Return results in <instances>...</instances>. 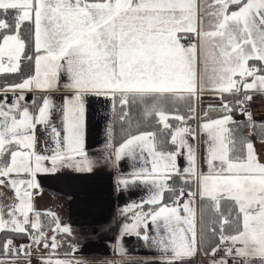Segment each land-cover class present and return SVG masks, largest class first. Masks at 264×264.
Wrapping results in <instances>:
<instances>
[{
    "label": "crops",
    "instance_id": "1",
    "mask_svg": "<svg viewBox=\"0 0 264 264\" xmlns=\"http://www.w3.org/2000/svg\"><path fill=\"white\" fill-rule=\"evenodd\" d=\"M0 8L32 21L36 52L33 75L0 91V155L22 146L29 174L14 193L0 183V264H264V132H256L264 0H0ZM26 47L18 32L0 41V74L19 69ZM35 94L45 97L36 118ZM119 94L162 105L165 126L183 120L167 152L150 131L117 142ZM252 94L261 98L254 109L238 110ZM190 104L187 121L167 113ZM235 123L248 127L237 150ZM172 174L191 185L163 205ZM218 210L222 231L212 232ZM43 215L55 221L45 234L12 239L33 257L6 256L5 234L37 231Z\"/></svg>",
    "mask_w": 264,
    "mask_h": 264
},
{
    "label": "trees",
    "instance_id": "2",
    "mask_svg": "<svg viewBox=\"0 0 264 264\" xmlns=\"http://www.w3.org/2000/svg\"><path fill=\"white\" fill-rule=\"evenodd\" d=\"M18 32L21 38L25 41L26 44V53L21 60L19 69L15 72H8L0 74V88L5 87L9 88L15 86L17 83H20L23 79L31 77L34 73V60L36 52L34 50V28L32 21H23L20 19V11L12 8H0V41L6 37L8 34ZM129 96L126 95H116L115 96V136L117 142L121 139H126L132 135H135L142 131H150L153 133L157 148L160 151L167 152L168 148L171 147V138L175 131L176 125L181 126V121L178 118H172L173 124L165 126L159 118V112H162V105L155 103L151 105L150 103H144L138 98L133 100L129 99ZM44 94H35L33 102L31 103L30 108L33 109L35 118L40 111L41 106L44 103ZM148 99V98H147ZM237 100V98H236ZM193 103V101L191 102ZM175 107L171 115L177 117L181 115L186 118L192 117L195 115V108L192 104L187 107ZM161 110V111H159ZM235 108H229V113H232ZM187 121V120H186ZM194 121V119L192 120ZM186 123V122H185ZM231 135L230 139L232 140V145L237 150V145L242 146L245 144V131L248 129L247 124L245 123H235L230 124ZM257 133L261 134L264 130L257 129ZM17 146L14 144H9L4 147L3 152L0 155V168L5 166V162L8 159V155L11 154L13 149ZM191 185V178L179 176L177 174H172L169 181V189L165 192L163 205H171L176 201V198L180 195V192L183 188L189 189ZM147 209V208H145ZM151 211L149 214L155 212L156 207L150 208ZM222 212L219 210L215 213V219L211 224L212 232L220 231L221 217ZM151 215L145 217L144 220H147ZM43 224L40 225V228L37 231L30 229L28 234H15L13 232L6 233V239H28L30 234H34V237L37 238L39 235L45 234L54 226V220L46 215L42 216ZM122 220V219H121ZM234 221V218L231 219V222ZM118 226V224L116 225ZM222 231V230H221ZM223 234V232H221ZM34 238V239H35ZM71 237H67L70 240ZM66 239V240H67ZM72 244L64 242L60 245V248H64V251L72 249Z\"/></svg>",
    "mask_w": 264,
    "mask_h": 264
},
{
    "label": "rangeland",
    "instance_id": "3",
    "mask_svg": "<svg viewBox=\"0 0 264 264\" xmlns=\"http://www.w3.org/2000/svg\"><path fill=\"white\" fill-rule=\"evenodd\" d=\"M13 66L10 67V69H12ZM8 88L2 87L0 88V91L3 90H7ZM23 95V93L21 94V96ZM24 107V108H23ZM25 105L21 106V108L19 107L18 110L19 112H21L20 109H23L22 112H24L25 110ZM22 146H17V148H15L16 153L15 156L13 157L12 161H11V165L8 167L9 169L3 173L0 174V183L1 184H5L6 186L11 188V192L14 193L15 191L13 190V188L16 186V184L19 182L18 180L22 179V178H26L29 177L28 175H25V172L23 173V170H25L26 166L24 164V160H25V152L23 150V148L21 149ZM28 169V167H27ZM13 190V191H12ZM42 236V235H41ZM43 239L45 237H42ZM48 242H51V239L48 240Z\"/></svg>",
    "mask_w": 264,
    "mask_h": 264
},
{
    "label": "built area",
    "instance_id": "4",
    "mask_svg": "<svg viewBox=\"0 0 264 264\" xmlns=\"http://www.w3.org/2000/svg\"><path fill=\"white\" fill-rule=\"evenodd\" d=\"M183 42H188V39H183ZM247 98H245L243 101H238L236 102V108L238 110H253L256 103L261 99L259 95H255L252 94L251 96H246ZM184 196H187V194H185ZM23 247V242L19 241V240H12L10 242H8L6 244V250H5V254L8 257H11V259H15V260H28V258H32L33 256L31 255H27L24 252ZM222 251V247H220L218 249V251L216 252V254L220 253Z\"/></svg>",
    "mask_w": 264,
    "mask_h": 264
}]
</instances>
